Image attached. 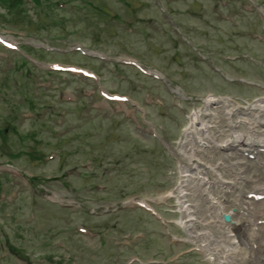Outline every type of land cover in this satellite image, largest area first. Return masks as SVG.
I'll list each match as a JSON object with an SVG mask.
<instances>
[{
  "label": "rangeland",
  "instance_id": "374dc122",
  "mask_svg": "<svg viewBox=\"0 0 264 264\" xmlns=\"http://www.w3.org/2000/svg\"><path fill=\"white\" fill-rule=\"evenodd\" d=\"M160 1L172 18L184 24L179 30L211 59L237 53H249L258 61L264 57V44L255 47L257 40L250 37L251 33L264 37L262 25L249 20L253 25L245 29L249 25L246 17L233 20L239 23L235 26L216 21V13L233 6L243 15L241 3L226 0L223 6L215 0L213 8L212 0ZM157 11L153 0H20L18 4L16 0H0V32L43 64L74 65L94 72L106 91L129 95L152 122L164 127L166 134L173 132V138L181 124L170 119L182 113L175 107L171 111L176 95L165 93L157 81L134 66L114 62L119 56L159 66L191 96L233 92L251 97L258 93L238 83L223 91L226 87L220 84L224 82L221 74L213 75L187 56L172 30L164 35L170 29L168 17ZM199 14L218 26L194 22V15ZM193 22L198 25L196 30L190 25ZM39 41L57 48L75 44L115 59L93 58L78 50L57 52L21 46L23 42L32 46ZM175 52L177 60H173ZM187 52L192 56V49ZM20 56L0 45V264H24L27 260L21 261L22 255L29 257V264H117L134 257L157 262L158 258L172 256L178 247L172 244L166 229L141 210L104 216L93 212L133 193L161 191L173 182L164 183L173 165L154 154L156 145L137 128L136 113L125 103L106 100L96 81L80 72L48 71L51 68L45 66L37 69ZM241 62L240 57L224 64L229 72L263 79L260 82L264 84V74L244 70ZM60 94L73 96V101L60 100ZM189 102H184V111L190 107ZM123 120L126 123L121 124ZM85 125H92L90 134L83 133ZM8 159L6 162L19 167L1 165ZM131 161L137 163L135 169ZM159 161L166 165L158 167ZM13 168L40 180L45 191L57 194L55 205L45 202L42 194ZM96 184L106 189L97 190ZM130 234L140 237H126ZM194 261L200 264L197 256L170 264Z\"/></svg>",
  "mask_w": 264,
  "mask_h": 264
},
{
  "label": "bare ground",
  "instance_id": "6f19581e",
  "mask_svg": "<svg viewBox=\"0 0 264 264\" xmlns=\"http://www.w3.org/2000/svg\"><path fill=\"white\" fill-rule=\"evenodd\" d=\"M174 90H176L179 93V91L176 88H174ZM225 110L227 114L222 113L221 115L216 114L215 116L207 115L202 111L194 110L192 116L195 118L194 121H196V123L200 126L203 125L207 129V131L214 130V128L219 129L217 124L218 119L223 118L225 120L223 128L221 129L223 136H226L227 138H233L234 136L235 138H240V139H243L245 137H250V135L244 136L247 134V131L243 129L241 126L237 125V121H238L236 120L237 118L234 117L235 119L232 120V117H230V115L231 116L237 115L236 113H234L233 107L230 109L227 107ZM198 119H200V121H198ZM258 137H264V135H259ZM235 232L240 233L241 227H237L235 229ZM262 243L264 244V242Z\"/></svg>",
  "mask_w": 264,
  "mask_h": 264
}]
</instances>
